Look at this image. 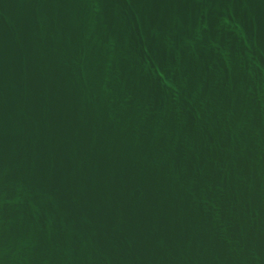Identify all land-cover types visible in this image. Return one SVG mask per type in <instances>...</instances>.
Wrapping results in <instances>:
<instances>
[{"label": "water", "instance_id": "95a60500", "mask_svg": "<svg viewBox=\"0 0 264 264\" xmlns=\"http://www.w3.org/2000/svg\"><path fill=\"white\" fill-rule=\"evenodd\" d=\"M0 264H264V0H0Z\"/></svg>", "mask_w": 264, "mask_h": 264}]
</instances>
